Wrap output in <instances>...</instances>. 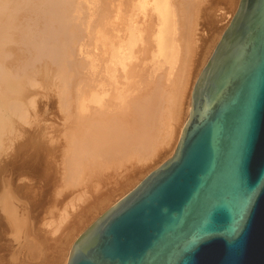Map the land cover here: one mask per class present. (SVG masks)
<instances>
[{
  "label": "bare ground",
  "instance_id": "6f19581e",
  "mask_svg": "<svg viewBox=\"0 0 264 264\" xmlns=\"http://www.w3.org/2000/svg\"><path fill=\"white\" fill-rule=\"evenodd\" d=\"M239 1L0 0V210L10 223L17 229L21 219L13 181L28 180L33 193L56 169L59 189L74 184L82 196L114 178L137 180L173 155L196 80ZM220 3L231 13L216 11ZM42 88L57 98L43 107L46 119ZM16 140L28 150L6 154ZM96 219L69 238L61 264Z\"/></svg>",
  "mask_w": 264,
  "mask_h": 264
},
{
  "label": "water",
  "instance_id": "95a60500",
  "mask_svg": "<svg viewBox=\"0 0 264 264\" xmlns=\"http://www.w3.org/2000/svg\"><path fill=\"white\" fill-rule=\"evenodd\" d=\"M68 264H264V0H240L173 155L74 242Z\"/></svg>",
  "mask_w": 264,
  "mask_h": 264
},
{
  "label": "rangeland",
  "instance_id": "374dc122",
  "mask_svg": "<svg viewBox=\"0 0 264 264\" xmlns=\"http://www.w3.org/2000/svg\"><path fill=\"white\" fill-rule=\"evenodd\" d=\"M231 5L232 4H228V3H220L217 4L216 7L214 8H216V11L223 8L224 11H228V13H231L230 12V9L232 8ZM86 9L83 12L84 13L83 16L85 17L87 15V14L85 15V13L88 11V10L86 11ZM206 30H208V28ZM79 58L80 57L76 55V61L79 60ZM51 92H54V90L44 91L43 88L40 92H38L39 94L37 95L36 100L38 101V103L40 102L41 103L39 105L37 103V105L38 107H40V105L42 107V108L40 107L41 111L39 115L44 111L43 114H45L46 116L45 108L43 109V107L46 104L49 105L51 103V99L52 101H55V99H57L56 92L55 94ZM49 94H52V96L51 95L49 96ZM54 95H55L54 97L55 99H53ZM47 108L49 109V106L46 107L47 110L46 112H49ZM48 115L50 116V114L48 113L46 117H48ZM45 116L43 115V118L40 116L41 118L38 117V119L39 118L44 119ZM12 146L14 148L11 147L7 151L8 153L6 154H9L10 153L9 151H11L10 155H13L15 152L21 154V152H25L28 150V146L21 149V145L18 142V140H16V142H12ZM5 148L6 147L3 146L1 149L2 150L4 149L3 151H5ZM171 156L172 153L170 152L163 154L156 162L150 164V166H148V168H146L145 171H143L142 173L140 172L137 180H134V178L130 180V178H128L129 180L128 179L126 180L130 182L127 181L124 182V179L118 176L119 178L117 181H115L114 178L113 181L111 180L112 182L111 181L104 182L105 184L104 185L102 184V186H100L101 188L96 186L98 190L100 189L99 190L100 192L96 189V187H94L95 190L99 193L96 192L94 193L95 190L91 189L92 188L91 186L90 187L91 190L89 189L88 191L89 187L85 190V192L88 191L90 194L85 193L84 195L82 194V196L80 194H76L78 193L76 192V190H78L77 188L74 190V192L73 190L71 191L73 187L75 188L77 186L74 184H73L74 186L72 184H65V188L72 185L69 187L70 190L69 189L67 190V188L65 190L63 189L64 191L60 190L62 189L61 184L63 183V181L61 183V178L59 177L61 175H59V173L56 172L57 171L56 169H55L56 171L55 170L54 171L51 170L50 172L47 171L50 175V178H53V182H49L47 184L46 181H40L41 183L39 184L41 186L37 183L38 185L35 186L36 188L34 187L33 193L32 192L28 193L26 191L27 189L24 188L25 185L30 184L28 180L19 182L18 179L16 181H13L10 185V190L13 194L12 196L14 201L13 203H15L17 207L18 216L21 219L18 221L19 225L18 228L16 229L10 223V220L7 217V215H5L0 210L1 261H3L4 264H61L65 254V248L69 243V238H71L77 233L78 230L77 228L79 226L80 228H82L86 226L88 222H91L94 219L98 218L102 213H104L107 209H109L112 205H114L118 200L123 198L125 194H127L130 190L136 187V185H138L137 184L138 182H141L142 179H144L151 171L156 169L159 165H161ZM5 157L6 156L4 155V158ZM56 174L59 175L58 176L59 178L57 177ZM123 174H125V172ZM52 175L53 176L55 175L54 176L55 178L51 177ZM54 179L57 180V182L60 184V187L57 184V182L56 183L54 182L55 181ZM24 182L25 183L27 182V184H25ZM110 182L112 183L111 184L112 186L110 185ZM114 183L115 185H113ZM109 185L111 188L108 187ZM38 186L41 187V189H39ZM113 187L114 188L118 187V188L114 190ZM59 191L60 192L63 191V194H61L62 192L60 193ZM107 191H109V193ZM92 193L97 194V196L93 195ZM104 194H108V195L111 194L110 195L111 198L106 201L103 197H101ZM78 196L81 198H79ZM72 205L75 207H72ZM61 217H63V219ZM43 218H45V220ZM59 222H61L62 225L59 224ZM59 225H61V227ZM50 229L52 231H50ZM32 246L34 248H32Z\"/></svg>",
  "mask_w": 264,
  "mask_h": 264
}]
</instances>
